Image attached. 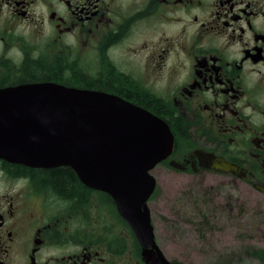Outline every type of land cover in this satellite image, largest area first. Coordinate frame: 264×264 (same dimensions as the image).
Instances as JSON below:
<instances>
[{
  "label": "flooded vegetation",
  "instance_id": "1",
  "mask_svg": "<svg viewBox=\"0 0 264 264\" xmlns=\"http://www.w3.org/2000/svg\"><path fill=\"white\" fill-rule=\"evenodd\" d=\"M36 82L142 107L173 135L154 169L264 207V0H0V89ZM44 169L0 159V264H146L109 195L71 168L78 190L60 195Z\"/></svg>",
  "mask_w": 264,
  "mask_h": 264
},
{
  "label": "water",
  "instance_id": "2",
  "mask_svg": "<svg viewBox=\"0 0 264 264\" xmlns=\"http://www.w3.org/2000/svg\"><path fill=\"white\" fill-rule=\"evenodd\" d=\"M172 147L162 119L104 91L54 82L0 89V159L70 167L85 186L107 193L146 264H171L155 241L147 201L156 185L150 172ZM214 166L235 171L222 160Z\"/></svg>",
  "mask_w": 264,
  "mask_h": 264
},
{
  "label": "rangeland",
  "instance_id": "3",
  "mask_svg": "<svg viewBox=\"0 0 264 264\" xmlns=\"http://www.w3.org/2000/svg\"><path fill=\"white\" fill-rule=\"evenodd\" d=\"M177 173L167 166L152 171L157 185L148 208L166 257L187 259L185 264H264V207L235 203L223 185H214V200L200 177Z\"/></svg>",
  "mask_w": 264,
  "mask_h": 264
},
{
  "label": "trees",
  "instance_id": "4",
  "mask_svg": "<svg viewBox=\"0 0 264 264\" xmlns=\"http://www.w3.org/2000/svg\"><path fill=\"white\" fill-rule=\"evenodd\" d=\"M43 66H41L42 68ZM38 64L26 65L25 76L36 77L40 74V69ZM43 180L47 183L60 195L69 196L76 193L78 190V180L74 172L69 167H60V168H48L44 169L42 174ZM85 188V187H84ZM92 191V190H87ZM85 193V192H84ZM100 195H106L104 193H99ZM223 209H228L229 205L225 204L222 206Z\"/></svg>",
  "mask_w": 264,
  "mask_h": 264
}]
</instances>
